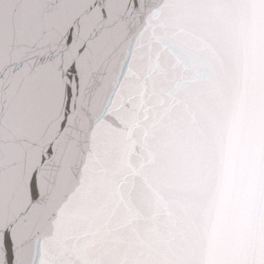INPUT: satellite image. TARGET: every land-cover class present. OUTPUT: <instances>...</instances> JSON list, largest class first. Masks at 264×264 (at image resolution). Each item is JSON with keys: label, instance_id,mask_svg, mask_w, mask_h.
I'll return each mask as SVG.
<instances>
[{"label": "water", "instance_id": "1", "mask_svg": "<svg viewBox=\"0 0 264 264\" xmlns=\"http://www.w3.org/2000/svg\"><path fill=\"white\" fill-rule=\"evenodd\" d=\"M0 264H264V0H0Z\"/></svg>", "mask_w": 264, "mask_h": 264}]
</instances>
